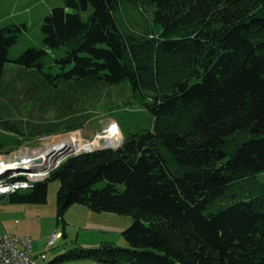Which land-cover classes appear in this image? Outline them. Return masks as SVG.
Returning a JSON list of instances; mask_svg holds the SVG:
<instances>
[{"label":"trees","instance_id":"16d2710c","mask_svg":"<svg viewBox=\"0 0 264 264\" xmlns=\"http://www.w3.org/2000/svg\"><path fill=\"white\" fill-rule=\"evenodd\" d=\"M142 9L152 18L137 31L130 10ZM4 20L0 97L9 63L41 74L39 99L49 107L131 90L112 112L124 136L118 149L71 156L33 189L7 196L47 204L60 181L62 237L68 209L83 205L132 217L128 247H78L46 264H264V194L220 206L264 173V0H64L42 24L43 46L16 59L11 50L28 26ZM5 112L0 102V155L87 123L66 115L27 134Z\"/></svg>","mask_w":264,"mask_h":264},{"label":"rangeland","instance_id":"374dc122","mask_svg":"<svg viewBox=\"0 0 264 264\" xmlns=\"http://www.w3.org/2000/svg\"><path fill=\"white\" fill-rule=\"evenodd\" d=\"M63 5L64 0H0V19L8 18L7 21L4 20L7 22L6 24L25 23L28 26V30L11 50L12 59L18 58L30 47L43 46L42 24L52 8ZM130 12L131 24L137 31H142L144 25L151 21L152 12L150 9H142L141 15H137L132 10ZM51 54L54 56L53 53ZM45 72L48 73L49 69L46 68ZM2 86L5 88V94L0 97V102L3 103L7 112L11 113L9 118L19 122V125L26 129L27 134L32 130L44 129L48 123L65 120L66 115L73 116L82 114L87 120L82 130L52 135H36V137L26 141L21 147H14L10 144L6 151L0 155V160L7 162H15L21 157H25L27 153L40 152L42 155L43 152L49 151L50 147L54 146V144H60L62 140L70 139L71 136H75L77 140L84 144H93L97 150L99 148L110 149L104 148L105 141L97 140V137L107 130L114 121L112 117L114 108L123 106L124 102L131 96V90L125 84L107 89L97 97H88L86 100H81L80 102L75 101L73 104L69 102L66 104V107L62 105L49 107L39 99L41 98V92L47 87V83L41 74L30 69H23L14 63L7 64ZM7 112L4 113L5 117H8ZM75 152L82 154L86 150H75ZM54 159L50 160L54 162ZM64 159L60 161V165L66 161ZM60 186V181H52L50 183L47 204H14L7 205L8 207H6L20 210H23V206L27 208L30 228L34 234L32 239L35 240L34 255L46 251V259L38 260V264L50 262L57 255L67 250H72V248L128 247L123 232L132 225V217L109 213H93L95 217L91 218L86 213L89 211H83L90 209L83 205H74L65 214L68 238L61 239L56 245L48 247L46 244L51 234L55 231L61 232L63 229L61 221H58L57 214V195ZM262 194H264V173L234 187L232 191L233 197L223 198L220 206L223 204H233L238 201H248ZM67 214L70 216L69 220H66ZM12 219L20 227L26 223L23 217H19V214H16V217ZM105 220L107 222L103 223L102 221ZM99 227L105 229V231L99 230ZM46 228L51 229V231L44 233L46 235L43 238H39L40 232ZM103 239L106 240L104 241ZM91 261V259H80L71 262L67 261L64 264H100Z\"/></svg>","mask_w":264,"mask_h":264},{"label":"built area","instance_id":"2783aa9c","mask_svg":"<svg viewBox=\"0 0 264 264\" xmlns=\"http://www.w3.org/2000/svg\"><path fill=\"white\" fill-rule=\"evenodd\" d=\"M97 140L105 141L104 148L118 149L123 143V135L118 123L113 121L107 130L98 135ZM84 145L92 146L84 153L97 150L93 144ZM70 154H74L71 156L79 155L75 151H64L62 155L54 159L52 165L42 162L40 152L27 153L25 157H21L15 162L0 160L1 163L18 164L17 167L0 170V198L33 189L37 183L46 180L50 176L51 171L60 165V161L65 157V159L71 157ZM60 157L61 159H59ZM24 158H26V162L20 163ZM61 238L62 233L56 231L50 236L47 245L52 247ZM38 258L45 260L46 252L36 257L34 255V241L31 237L11 234H4L0 237V264H38Z\"/></svg>","mask_w":264,"mask_h":264},{"label":"crops","instance_id":"0c3cea01","mask_svg":"<svg viewBox=\"0 0 264 264\" xmlns=\"http://www.w3.org/2000/svg\"><path fill=\"white\" fill-rule=\"evenodd\" d=\"M8 196V195H7ZM7 196L4 198H1L0 199V237L3 236L4 234H11V235H19V236H29L31 238H33V232L30 228V219L29 217L27 216V213H28V210L27 208H25V206H23L24 208H22L23 210H20V209H16V208H6L8 207L7 205H14V204H11L9 201H8V198ZM13 207V206H12ZM89 209V208H88ZM83 211H89V212H86L87 213V216L89 217H95L93 213H96V212H93L92 210H83ZM92 211V212H91ZM16 214H19V217H23L24 218V221L26 222L24 226L20 227L18 224L14 223V221H12L14 217H16ZM110 214V213H109ZM12 216V217H11ZM11 217V218H10ZM69 214L66 215V220H69ZM101 217V216H100ZM107 219V218H106ZM43 221V220H41ZM103 223L107 222L106 220L105 221H102ZM99 230L101 231H105V229L99 227L98 228ZM51 229L49 228H46L45 230H42L40 232V235H39V238H43L46 234L44 233H47V232H50ZM56 232V231H55ZM60 232V231H59ZM67 232V231H66ZM20 233V234H19ZM54 233V232H53ZM52 233V234H53ZM61 233H63V229L61 231ZM51 234V235H52ZM36 237V236H35ZM68 238V232H67V237H62L61 239H67ZM60 239V240H61ZM58 240V241H60ZM104 240V239H103ZM106 240V239H105ZM104 240V241H105ZM34 243H35V240H33ZM48 243V242H47ZM47 245V244H46ZM48 246V245H47ZM50 247V246H48ZM73 249V248H72ZM68 251V250H67ZM46 252V251H44ZM43 253V252H42ZM40 253V254H42ZM35 255L36 257H39V255ZM38 260H40V258H38ZM87 261H90V260H87ZM93 261V260H92ZM91 261V262H92ZM71 262V261H70ZM48 263V262H47ZM94 263H97L94 261ZM46 264V263H44ZM64 264V263H63Z\"/></svg>","mask_w":264,"mask_h":264},{"label":"bare ground","instance_id":"6f19581e","mask_svg":"<svg viewBox=\"0 0 264 264\" xmlns=\"http://www.w3.org/2000/svg\"><path fill=\"white\" fill-rule=\"evenodd\" d=\"M92 148V146L89 145H84L82 142L77 140L75 136H71L70 139H64L60 142V144H54V146L50 147L49 151L43 152L41 156L42 162H45L47 165H52L53 162L50 159L56 158L58 155L62 154L60 152L64 151H79V150H88ZM55 156V157H54ZM26 159H23L20 163H25ZM18 164H7L5 162L1 163L0 162V170L4 169H11L13 167H17Z\"/></svg>","mask_w":264,"mask_h":264}]
</instances>
